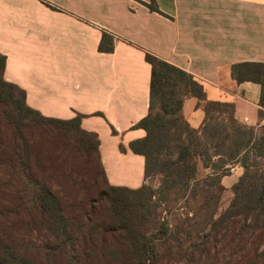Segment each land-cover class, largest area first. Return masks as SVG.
<instances>
[{"label": "trees", "instance_id": "1", "mask_svg": "<svg viewBox=\"0 0 264 264\" xmlns=\"http://www.w3.org/2000/svg\"><path fill=\"white\" fill-rule=\"evenodd\" d=\"M145 5L160 12L154 2ZM114 49L115 37L104 31L99 50ZM145 59L152 67L149 112L134 128L146 136L129 145L145 158V183L132 189L109 182L99 137L82 128L84 116L64 120L31 108L26 92L5 79L0 53V223L7 228L0 264H50L60 256L92 262L97 234L104 235L100 258L108 264H264V125L241 123L236 102L209 100L189 72L147 51ZM231 77L260 85L263 119L264 62L234 64ZM188 98L203 107L199 128L183 114ZM83 165L106 187L77 213L61 185L66 178L78 184L75 171ZM234 167L243 172L219 213L222 181ZM21 232L35 236L37 251L24 248Z\"/></svg>", "mask_w": 264, "mask_h": 264}, {"label": "crops", "instance_id": "2", "mask_svg": "<svg viewBox=\"0 0 264 264\" xmlns=\"http://www.w3.org/2000/svg\"><path fill=\"white\" fill-rule=\"evenodd\" d=\"M151 2L160 12L145 5ZM104 31L115 37L112 53L99 50ZM146 51L192 74L209 100L236 102L241 123L264 125L260 85L231 77L234 64L264 62V0H0L5 79L46 117L83 115L114 186L145 183V158L129 145L146 136L134 128L149 112ZM183 114L192 127L203 124L197 99L185 101ZM242 172L223 185L232 187Z\"/></svg>", "mask_w": 264, "mask_h": 264}, {"label": "rangeland", "instance_id": "3", "mask_svg": "<svg viewBox=\"0 0 264 264\" xmlns=\"http://www.w3.org/2000/svg\"><path fill=\"white\" fill-rule=\"evenodd\" d=\"M196 101V100H194ZM84 169H87L85 165H83L81 168H78L75 171V178H78L79 182L78 184H71L69 183V178H66L63 182H62V191L63 193H65V197L69 196H73V198H71V204L72 206L76 209L77 213H82L84 211V209H89L93 198H96L97 194L96 192L98 190L104 189V187H106L105 183L102 181H100L99 185H96L94 178L92 177L91 173L89 171H84ZM200 170L201 173L200 175L202 177L206 176V174L208 173L207 170H204L202 165H200ZM233 175V173H232ZM238 173H236V177L237 178ZM233 179V180H234ZM158 178L154 177L150 180V183L156 187L158 186ZM231 180H228L226 183H230ZM233 192H232V188H226V191L223 194L222 197V201L220 204V208H219V213L224 211L230 204V202L233 199ZM70 199V198H69ZM184 211L182 208L178 209L177 212H181ZM102 221H104V218L101 217ZM4 220V219H3ZM6 220V218H5ZM82 226L87 222V219H82ZM5 223H0V237L4 238L6 236V231H3ZM86 230V229H85ZM40 238V237H39ZM95 238L97 239L98 246L94 247L95 250V256L97 257H93L92 259H96L92 262H86L85 260L81 261V262H77L74 264H108L105 263L103 261L101 257L102 255V240L104 239V235L103 234H97L95 236ZM42 239V238H40ZM113 239V235L109 234V240L111 241ZM21 243L24 245V248H27L31 251H37L39 249L38 246H40V243L35 239V236L30 234V233H26V232H21ZM29 250H27L29 252ZM31 253L28 254V258L30 259ZM78 254H82L81 252H79ZM80 259H85L82 256L78 257ZM71 262L66 260L65 258H62L61 256L59 258H57L56 260L53 259V261L50 264H70ZM110 264H120V263H110Z\"/></svg>", "mask_w": 264, "mask_h": 264}, {"label": "built area", "instance_id": "4", "mask_svg": "<svg viewBox=\"0 0 264 264\" xmlns=\"http://www.w3.org/2000/svg\"><path fill=\"white\" fill-rule=\"evenodd\" d=\"M236 168H238V167H234V168L231 169L232 173L235 172Z\"/></svg>", "mask_w": 264, "mask_h": 264}]
</instances>
